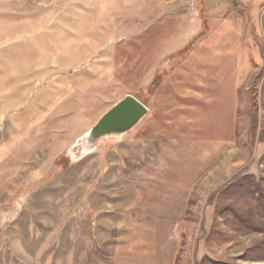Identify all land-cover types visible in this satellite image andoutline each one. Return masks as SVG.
<instances>
[{"label":"rangeland","instance_id":"rangeland-1","mask_svg":"<svg viewBox=\"0 0 264 264\" xmlns=\"http://www.w3.org/2000/svg\"><path fill=\"white\" fill-rule=\"evenodd\" d=\"M0 264H264V0H0Z\"/></svg>","mask_w":264,"mask_h":264},{"label":"water","instance_id":"water-1","mask_svg":"<svg viewBox=\"0 0 264 264\" xmlns=\"http://www.w3.org/2000/svg\"><path fill=\"white\" fill-rule=\"evenodd\" d=\"M147 112L142 102L128 95L106 112L84 139L96 142L105 136L124 135L134 129Z\"/></svg>","mask_w":264,"mask_h":264}]
</instances>
